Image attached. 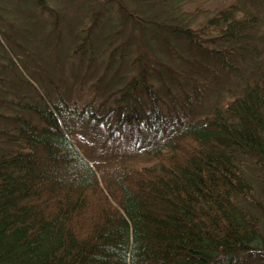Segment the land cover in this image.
<instances>
[{
	"label": "trees",
	"instance_id": "obj_1",
	"mask_svg": "<svg viewBox=\"0 0 264 264\" xmlns=\"http://www.w3.org/2000/svg\"><path fill=\"white\" fill-rule=\"evenodd\" d=\"M33 1L40 11L51 2ZM169 1L160 19L162 12L142 18L120 0L114 6L141 28L149 21L172 54L170 38L228 72L264 55L263 13L234 0L210 8ZM101 17L92 13L69 51L88 62L105 55L94 89L124 55L113 38L95 55ZM127 66L97 103L95 95L79 106L49 101L40 77L41 91L23 78L35 93L26 102L6 96L29 117L11 115L13 127L0 129V264H220L264 253V206L247 176L251 165L264 183V63L223 104L195 117L171 107L198 103L202 82L188 68L162 71L141 43ZM73 123L102 127L113 144L128 140L120 147L127 152L145 135L139 154L154 163L91 165L76 147Z\"/></svg>",
	"mask_w": 264,
	"mask_h": 264
},
{
	"label": "rangeland",
	"instance_id": "obj_2",
	"mask_svg": "<svg viewBox=\"0 0 264 264\" xmlns=\"http://www.w3.org/2000/svg\"><path fill=\"white\" fill-rule=\"evenodd\" d=\"M120 1L129 10H135L142 18L160 12L162 14L157 18H164L171 8L169 0ZM224 1L233 0H189V3L210 8ZM234 1L243 9L264 14V0ZM114 3L115 0H51L49 4L46 3L44 10L40 11L33 0H0V83L3 85V88L0 87V129L13 127L11 115L18 113L29 117L24 109H15L13 104L9 106L4 102L8 93L12 96V101L26 102L27 95L35 96L33 89L25 84L23 78H29L39 91L41 89L37 78L44 80L49 92V97H44L49 101L64 99L79 106L95 95L97 103L110 87L122 82L124 75L129 71L127 61L130 50L140 43L148 49L154 63L162 71L165 70L166 65L184 66L202 82L198 103L191 101L190 107L184 105L183 108L176 103L171 105L179 113L182 110L191 111L193 117L209 114L215 106L223 104L226 97L230 96L229 93L239 91L242 84L252 79L257 74L258 67L264 63V55L260 54L259 58L237 61L235 71L228 72L219 64L203 59L198 54L191 55L184 42L170 38L169 42L175 49L172 54L154 30L155 26L152 28L149 21H144L146 26L141 28L138 23H134L124 14L123 9L114 6ZM167 10L168 12L165 13ZM88 12L90 15L87 16ZM92 13L102 14V21H98L93 31L97 50L95 55L103 50L111 38L121 43L124 48L121 64L112 75H104L106 78L99 82L97 89H94L93 82L102 70L105 55L94 57L91 62L86 58L79 59L77 56L69 55L80 27L93 22L89 21ZM156 22L159 25L162 21ZM263 32L264 20L259 22L257 35L261 36ZM191 52L196 53L195 49ZM195 58L200 60L197 61ZM47 75L50 83L47 81ZM176 95L180 99L181 93ZM162 107L165 108V105L163 104ZM73 125L75 126L73 135L77 139L76 147L84 153L91 165H98L100 162L110 164L125 162L134 166L154 163L150 157L139 154V151L145 147V135L133 143V152H127V149L121 150L120 147H126L128 140L122 144H113L107 139L100 126L85 123L77 124V127L75 123ZM2 138L0 135V139ZM247 172L248 178L256 187L255 196L259 197L264 206V183H260L255 177L257 170L251 165L247 166ZM260 231L264 240V223ZM258 252L252 257H238L237 260L220 264H264V253Z\"/></svg>",
	"mask_w": 264,
	"mask_h": 264
}]
</instances>
